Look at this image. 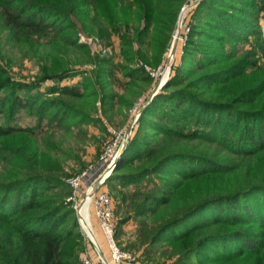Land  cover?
<instances>
[{
	"label": "trees",
	"instance_id": "obj_1",
	"mask_svg": "<svg viewBox=\"0 0 264 264\" xmlns=\"http://www.w3.org/2000/svg\"><path fill=\"white\" fill-rule=\"evenodd\" d=\"M189 2L0 0V264H76L83 235L66 200L69 187L34 141L46 144L56 130L90 123L74 99L97 97L94 79L103 83L114 66L130 78L127 86L153 82L145 66L92 57L79 42L76 17L93 11L102 38L118 34L129 63L140 55L149 64L135 43L141 47L149 36L153 45L165 35L169 45ZM196 7L182 64L144 108L110 180L139 220L134 244L145 256L159 253L174 264H264V65L256 58L264 54V0H202ZM28 57L39 64L37 83L7 69ZM89 63L96 64L93 74L79 69ZM80 74L79 85L33 91ZM114 95L106 93L105 104ZM119 99L123 106L133 102ZM21 110L37 116L35 127L12 124ZM129 186L135 189L122 191Z\"/></svg>",
	"mask_w": 264,
	"mask_h": 264
},
{
	"label": "rangeland",
	"instance_id": "obj_2",
	"mask_svg": "<svg viewBox=\"0 0 264 264\" xmlns=\"http://www.w3.org/2000/svg\"><path fill=\"white\" fill-rule=\"evenodd\" d=\"M113 5L114 4H110V8L114 7ZM186 5H184V7ZM196 6H193L190 10L187 9L185 16L183 17V19L186 17L187 21L189 22L190 29L193 14L197 8ZM94 15L95 13L92 11L91 13L85 15L83 14V16L79 15L78 17H76L80 27L79 42L89 45L92 57H109L112 59L114 65L119 66L127 65L132 66L134 68L145 66L149 74L152 76L153 82L152 84H147L142 82L141 79H135V83L133 85L127 86V82L130 80V78L125 76L122 68H116L114 66L113 76H105L104 79L106 80L103 79V83L97 82L94 79V82L96 83L97 89L99 91L97 97L86 98L85 100L74 99V103L77 106H83L84 109L86 108L87 112L91 114L93 120L90 123L83 124L80 129L71 128L70 132H66L64 131V129L56 130L54 131V133H52L51 136H49L48 142L46 137V144H43L41 139H39V142L42 144H38V140L34 141L37 143L36 145L38 146L39 151L47 153L49 155L50 158L48 161L50 162V165H56L57 167H59V173L62 174L63 180L69 187L68 189L70 191V194L67 196L66 200L69 203L70 207H72L75 211V215L79 221L80 230L83 235V238L80 240L79 245L77 246L75 251L77 258L76 264H80L83 255L90 250L92 251L93 247L91 245L90 238L81 226V215L74 205H79L82 200H86V192L89 189L90 182L93 181L94 178L98 177L101 169L99 170L98 167V171L92 173L91 177L83 183L82 190L79 191L80 195L76 199L77 202L75 204L74 202L69 201V198L72 196L73 193V188L69 183V179L82 174L92 165H98L100 157L105 151V144L110 138L109 128L113 127L116 129H126L130 127L134 119L135 110L139 107H143L145 101H147V99L150 97L153 92V89L159 83V81L163 80L165 76L167 78L164 80V82L167 79L169 80L170 77L174 74V68L182 64L184 46L187 41V39L184 38L185 30L183 31L182 25L179 24V20L181 17L180 14L178 23L171 31L172 40L170 41L169 45L168 37H165V35L157 36V39L155 43H153V45L151 44V42H149L150 37L147 36L145 44L139 47V45L135 43V48H140L144 55L148 59H150V63L146 64V62L141 59L140 55H135V62L129 63L122 53V40L120 36L118 34H113L109 41H106L104 38H102V36L97 33L99 31L98 26L95 24L96 16ZM262 25L264 27V20H262ZM178 30L180 32V38L178 40L176 53L173 56L172 66L169 71V68H167V63L171 55L172 44L174 38L178 33ZM166 45H168L169 47L166 48ZM249 48L250 43L244 45L242 44V46H240V53ZM164 49L165 52L163 53ZM12 53L15 52L12 51ZM15 56L16 59L17 57H21L17 54H15ZM71 56L72 59L75 60L76 55L72 54ZM256 58L258 59L259 65H264V54L259 53ZM160 61L161 63L157 65ZM1 63L6 66L8 65L6 64L5 60H1ZM21 63L22 65H20ZM21 63L20 61H18L15 62L14 65H8L7 69L9 73L12 74L16 79L28 81L30 83H37V76L40 73V68L36 59L28 57L25 58L24 61H22ZM79 67V69H87L91 71V74H93L96 69V64L89 63ZM82 80L83 76L81 74L75 77H68L62 82L58 80H47L44 84H42L33 91H45L47 87L54 85H79L81 84ZM132 89H140V94L134 95L131 91ZM108 92H113L115 95L111 102H107V104H105L104 97L105 94ZM120 96L131 98L133 101L132 104H130L129 106H123L119 99ZM64 99L70 101L68 98ZM36 123L37 116L30 115L24 110H21L19 113H17V115L14 117V120L12 121V124L18 128L35 127ZM138 125L139 120L137 121V123L134 124V128L132 129V137L135 131L137 130ZM36 132L40 133V130H37ZM194 144L197 145V149H200L204 146V144L199 140L195 141ZM55 145L56 147L57 145H59V148H54ZM62 146L64 147V149ZM210 149L212 152H219L218 147L215 145H211ZM116 183L117 182L113 179L110 180L109 177L101 188L103 190L108 191L115 199V213L118 219L116 239L118 241L119 246L136 255L138 264H174V260H169L166 256H161V254L159 253L154 254L151 258H149L143 254L142 248L135 246L134 243L137 239L136 233L139 227V220L132 216V212L127 206V203H124L122 201L120 195V188ZM134 189L135 188L133 186H129L127 188H123L122 191L129 192L133 191ZM90 216V222L96 231V236L103 242L101 229L98 225L96 217L93 215L92 207L90 209ZM126 219L128 220L126 221ZM91 232L93 238L96 241L97 239L95 238V233L93 231Z\"/></svg>",
	"mask_w": 264,
	"mask_h": 264
},
{
	"label": "built area",
	"instance_id": "obj_3",
	"mask_svg": "<svg viewBox=\"0 0 264 264\" xmlns=\"http://www.w3.org/2000/svg\"><path fill=\"white\" fill-rule=\"evenodd\" d=\"M198 1L200 0H190L187 5L192 4V6H190L188 9L190 10L193 6L198 5ZM182 29L183 31L185 30L184 38L187 39V34L190 30V25L186 17L182 20ZM147 101H145V104L142 108L139 107L135 110L134 119L131 124L132 129L134 128V124L137 123V121L140 119L142 110L146 105ZM109 131L110 138L105 144V151L101 155L98 165H92L82 174L69 179V183L73 188V193L72 196L69 198V201H72L75 204L77 202L76 199L80 195L79 191L82 190L83 183L91 177L92 173L98 171V167L99 170L101 169L98 177L94 178V180L90 182L89 189L86 192V199L90 198L88 206V215L89 217H91L90 209L92 207L93 215L96 217L98 225L101 229L103 242L97 238L96 231L90 223L92 231L95 233V238L97 239L95 241L91 232L86 231L84 222L82 218H80L81 226L90 238V242L93 247L92 251L90 250L83 255L80 264H138L137 256L134 255L132 252L123 249L118 244V241L116 239L118 219L115 213V199L108 191L103 190L101 188L108 179L109 169L113 166V164L119 157L126 137L129 135L131 138L133 131H131V133L129 134L128 128L116 129L113 127H110ZM83 201L84 200H82L79 205H74L75 208L78 209L79 213L82 208Z\"/></svg>",
	"mask_w": 264,
	"mask_h": 264
},
{
	"label": "water",
	"instance_id": "obj_4",
	"mask_svg": "<svg viewBox=\"0 0 264 264\" xmlns=\"http://www.w3.org/2000/svg\"><path fill=\"white\" fill-rule=\"evenodd\" d=\"M202 0H200V1H198L197 3H200ZM190 6H192V4L191 5H186L184 8H183V10H182V13H181V17H182V14L184 13V11L186 10V9H188ZM181 17H180V20H181ZM180 20H179V24H180ZM179 34V33H178ZM177 46H178V43H177V38L175 37L174 38V41H173V44H172V48H171V52L172 53H176V49H177ZM168 80V79H167ZM167 80L164 82V84H162L161 85V81H159V83L155 86V88L153 89V92H152V94L150 95V97L148 98V101H147V103H146V105L144 106V108L153 100V98L160 92V90L163 88V86L166 84V82H167ZM144 108H143V110H144ZM143 110H142V112H143ZM131 131H132V125H130V127L128 128V133L130 134L131 133ZM129 140H130V136L128 135L127 137H126V140H125V142H124V145H123V147H122V150H121V152H120V154H119V157H118V159L115 161V163L113 164V166L109 169V171H108V178L112 175V173L115 171V169H116V166H117V164H118V162H119V160H120V158H121V156H122V154L124 153V151L126 150V148H127V146H128V143H129Z\"/></svg>",
	"mask_w": 264,
	"mask_h": 264
},
{
	"label": "bare ground",
	"instance_id": "obj_5",
	"mask_svg": "<svg viewBox=\"0 0 264 264\" xmlns=\"http://www.w3.org/2000/svg\"><path fill=\"white\" fill-rule=\"evenodd\" d=\"M187 9L184 11V13L182 14V17H181V20H180V24L182 25V20H183V17L185 16V13H186ZM179 33V34H178ZM178 33L176 35V38H177V43H178V40L180 38V32L178 30ZM175 55V53H172L171 52V55H170V58L168 60V63H167V68H169V71H170V68L172 66V60H173V56ZM166 68V69H167ZM168 76V75H167ZM167 77L165 76V78L163 80H161V85L164 84V80L166 79ZM103 177V176H102ZM102 179V178H101ZM89 201H90V198H87L84 202H83V205H82V208L80 210V214H81V218L84 222V225H85V228H86V231L87 232H91V226H90V217L88 215V206H89ZM88 218H86V217ZM92 234V232H91Z\"/></svg>",
	"mask_w": 264,
	"mask_h": 264
}]
</instances>
